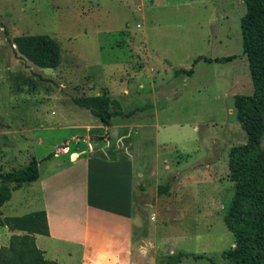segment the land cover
I'll use <instances>...</instances> for the list:
<instances>
[{"label":"rangeland","instance_id":"obj_1","mask_svg":"<svg viewBox=\"0 0 264 264\" xmlns=\"http://www.w3.org/2000/svg\"><path fill=\"white\" fill-rule=\"evenodd\" d=\"M244 13L242 0H0V173L50 152L57 156L39 164H71L64 144L105 149L109 129L73 102L104 93L118 102L110 110L124 113L111 119L127 124L107 150L126 151L130 131L141 130L138 144L150 150L143 164L152 158L169 172L162 194L147 201L169 236L157 264H230L222 257L234 246L223 220L234 188L228 153L246 141L233 100L252 92L242 51ZM23 34L53 37L59 65L42 68L21 56L11 40ZM189 68V76L174 74ZM177 170L189 174L178 211L163 197ZM199 254L204 257H194Z\"/></svg>","mask_w":264,"mask_h":264},{"label":"crops","instance_id":"obj_2","mask_svg":"<svg viewBox=\"0 0 264 264\" xmlns=\"http://www.w3.org/2000/svg\"><path fill=\"white\" fill-rule=\"evenodd\" d=\"M121 125L127 124L111 119L109 127L100 126L110 131L106 146L114 140V133ZM25 129L28 131L30 127ZM140 132L134 128L130 131L128 148L122 152L103 146L105 149L99 147L92 153L88 147L86 151L78 147L71 150L64 144L60 150L64 154L70 152L71 164H38V178L12 191L10 199L0 207V217L44 211L48 234L31 235L44 258L59 264H157L159 246L169 236L160 229L165 226L163 221L151 218L155 209L152 201H147L162 194L160 191L165 189L161 186L166 185L163 182L169 172L161 171L159 164H152V158L145 157L147 164H143L141 157L150 150L139 146ZM36 140L40 142L43 137L37 136ZM87 142L92 143L88 139ZM51 154L57 156L50 152L39 162ZM14 165L7 164L12 169ZM143 167L149 171L143 172ZM188 175L177 170L169 189L163 192L166 202L174 203L177 211L179 201L185 199L181 186L189 180ZM148 212L151 224L147 220ZM25 233L0 225V243L5 246L11 235Z\"/></svg>","mask_w":264,"mask_h":264},{"label":"trees","instance_id":"obj_3","mask_svg":"<svg viewBox=\"0 0 264 264\" xmlns=\"http://www.w3.org/2000/svg\"><path fill=\"white\" fill-rule=\"evenodd\" d=\"M242 2L245 5L240 19L242 51L248 60L252 92L236 94L233 100L246 141L230 147L228 153L227 167L234 188L223 220L234 236V246L223 250L222 257L230 264H264V0ZM11 41L21 56L38 67L54 68L61 61L60 45L48 34L16 35ZM231 59L228 56L216 61ZM192 72V68L174 70L176 76H189ZM73 102L88 108L105 127L111 125L112 117L124 115L121 109L110 110L118 102L104 93L76 96ZM38 164L39 160L31 158L26 165L0 173V207L10 199L12 191L38 178ZM0 225L26 232L10 236L8 245L0 250V264H59L44 258L31 235L48 234L44 211L4 217Z\"/></svg>","mask_w":264,"mask_h":264}]
</instances>
